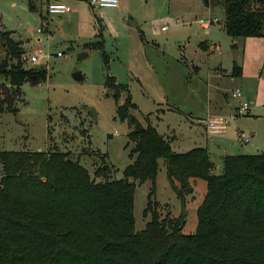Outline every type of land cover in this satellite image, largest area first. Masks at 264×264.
<instances>
[{
  "label": "rangeland",
  "instance_id": "rangeland-1",
  "mask_svg": "<svg viewBox=\"0 0 264 264\" xmlns=\"http://www.w3.org/2000/svg\"><path fill=\"white\" fill-rule=\"evenodd\" d=\"M47 1L51 0H0V31L8 30L18 42L23 66H43L47 71L40 83L21 82L16 112L0 110V149L53 146L70 151L91 174L105 161L102 165L111 177H122L133 160L131 126L117 116L113 90L105 84L107 74L127 85L117 102L129 94L137 105L130 113L143 125H154L175 151L207 147L214 173L222 171L218 164L226 151L252 153L264 148V35L234 39L224 29L222 4L118 0L116 7H94L87 0H61L71 11L47 13ZM209 16L217 20L207 22ZM101 39L108 60L94 44ZM204 41L209 42L208 49L201 46ZM81 50L88 54L78 59ZM35 51L44 55L33 63L29 54ZM4 55L0 41V59ZM234 63L241 66L240 74H232ZM75 71L82 77L75 78ZM2 82L6 83L0 75ZM235 88L240 89V97L232 96ZM244 100L249 108L238 111ZM209 116L222 118L220 131L206 130ZM240 132L249 141L244 142ZM134 181L138 230L150 217L144 215V208L151 181ZM193 187L181 199L159 158L153 197L166 203L174 215L185 211V233L196 228L205 180L196 178Z\"/></svg>",
  "mask_w": 264,
  "mask_h": 264
},
{
  "label": "trees",
  "instance_id": "trees-1",
  "mask_svg": "<svg viewBox=\"0 0 264 264\" xmlns=\"http://www.w3.org/2000/svg\"><path fill=\"white\" fill-rule=\"evenodd\" d=\"M224 7V29L234 39L264 35V0H205ZM33 7V4H30ZM0 110L16 112L24 80H45L43 66H23L21 47L0 31ZM105 60L103 39L94 42ZM235 46V43L233 44ZM234 63L232 74H240ZM116 113L127 119L132 162L122 177H111L103 161L91 174L70 151L0 149V264H264V148L225 153L220 173L205 146L175 151L170 140L130 113L136 103L112 74ZM163 158L170 184L181 199L205 180L196 228L182 231L185 211L170 212L153 197ZM104 159V156H102ZM98 177V179H97ZM150 180L143 228L134 227L135 181Z\"/></svg>",
  "mask_w": 264,
  "mask_h": 264
},
{
  "label": "built area",
  "instance_id": "built-area-1",
  "mask_svg": "<svg viewBox=\"0 0 264 264\" xmlns=\"http://www.w3.org/2000/svg\"><path fill=\"white\" fill-rule=\"evenodd\" d=\"M87 2L94 7H116L118 5V0H87ZM71 6L69 4L64 3L61 0H51L47 1L46 4V12L47 13H66L71 11ZM200 22H204L203 18L198 19ZM217 18L215 16H209L207 19V22L216 21ZM38 30H41L38 28ZM59 54H62V52H58ZM44 54L38 51H35L31 54H29V60L31 62H39V60L42 58ZM233 97H240L241 91L238 88H235L232 91ZM249 108V104L246 100L242 101V103L238 107V111H246ZM224 126V123L222 121V118L219 117H208L206 120V128L209 132H218L220 131ZM240 136L243 138L244 142L249 141V137L244 133L240 132Z\"/></svg>",
  "mask_w": 264,
  "mask_h": 264
},
{
  "label": "water",
  "instance_id": "water-1",
  "mask_svg": "<svg viewBox=\"0 0 264 264\" xmlns=\"http://www.w3.org/2000/svg\"><path fill=\"white\" fill-rule=\"evenodd\" d=\"M87 54H88V52H87L86 50H81L80 52H78V54H77V58H78V59H81V58H83L84 56H86ZM73 75H74L75 78H78V79L82 77V75L80 74L79 71H75V72L73 73ZM90 111H91V114H92L94 117H96V112H95V110H94L93 107L90 108ZM104 167H105V165H104Z\"/></svg>",
  "mask_w": 264,
  "mask_h": 264
},
{
  "label": "crops",
  "instance_id": "crops-1",
  "mask_svg": "<svg viewBox=\"0 0 264 264\" xmlns=\"http://www.w3.org/2000/svg\"><path fill=\"white\" fill-rule=\"evenodd\" d=\"M118 6V5H117ZM201 46L202 47H204V48H206V49H208L209 48V46H210V44H209V42L208 41H204V42H202L201 43ZM238 107H239V105L237 106V109H238ZM210 117V116H209ZM208 118V117H207ZM207 118L205 119V123H206V120H207ZM227 123H228V120H227ZM205 126H206V124H205ZM206 130H207V128H206ZM256 135V131H252V134H251V136H255ZM242 139V138H241ZM256 142V141H255ZM254 142V143H255ZM207 148V147H206ZM256 148H258V147H256ZM225 153H231L230 151H226ZM224 153V154H225ZM218 165H221V163L220 164H218Z\"/></svg>",
  "mask_w": 264,
  "mask_h": 264
}]
</instances>
